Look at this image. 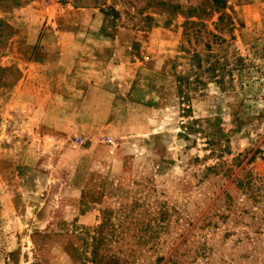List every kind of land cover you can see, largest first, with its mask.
Segmentation results:
<instances>
[{
    "label": "rangeland",
    "instance_id": "obj_1",
    "mask_svg": "<svg viewBox=\"0 0 264 264\" xmlns=\"http://www.w3.org/2000/svg\"><path fill=\"white\" fill-rule=\"evenodd\" d=\"M0 22V264H264V0Z\"/></svg>",
    "mask_w": 264,
    "mask_h": 264
},
{
    "label": "crops",
    "instance_id": "obj_2",
    "mask_svg": "<svg viewBox=\"0 0 264 264\" xmlns=\"http://www.w3.org/2000/svg\"><path fill=\"white\" fill-rule=\"evenodd\" d=\"M35 45L36 44H34V47H35ZM62 45H63V48H65V49H68L70 47H73V48L77 47V46H73L72 44H71L72 46L70 44H65L66 46L64 44H62ZM68 45H70V46H68ZM34 47L32 49H34ZM80 48H81L82 52L84 51V55L86 54L87 57H88V53L89 52H95L94 51L95 48L93 47V44H80ZM97 49L100 50V46H98ZM104 49H105L104 53H106V54H107V52L110 53V57H111L113 49H114L113 44H106V46H104ZM99 53L102 54V50ZM99 53L97 54V57H99ZM20 59H24L23 62H25L27 64V66H30L29 70L24 72V76H23L22 82L20 84V86L22 87L23 85L27 84L28 81H30V79H31V70L33 69L32 66H36L35 65L36 62H34V63H30L29 61L27 62V61H25L26 57H24V58L20 57ZM91 61H93V60H91ZM39 64H41V62L37 63V65H39ZM21 87H20V89H21Z\"/></svg>",
    "mask_w": 264,
    "mask_h": 264
},
{
    "label": "trees",
    "instance_id": "obj_3",
    "mask_svg": "<svg viewBox=\"0 0 264 264\" xmlns=\"http://www.w3.org/2000/svg\"><path fill=\"white\" fill-rule=\"evenodd\" d=\"M2 25V23L0 22V26ZM259 152L255 153V155L251 158L250 162L253 161L256 157V155L258 154Z\"/></svg>",
    "mask_w": 264,
    "mask_h": 264
}]
</instances>
